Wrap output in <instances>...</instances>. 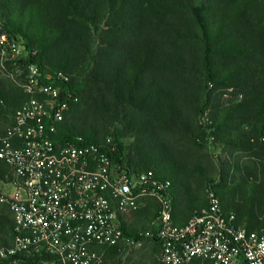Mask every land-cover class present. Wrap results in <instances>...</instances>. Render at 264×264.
<instances>
[{
  "label": "trees",
  "instance_id": "1",
  "mask_svg": "<svg viewBox=\"0 0 264 264\" xmlns=\"http://www.w3.org/2000/svg\"><path fill=\"white\" fill-rule=\"evenodd\" d=\"M257 2L264 0H210L200 7L193 0H0V34L22 42L25 59L42 70L69 77L67 87L79 99L71 104L57 140L82 136L97 141L114 135L117 161L170 183L175 222L181 225L207 201L200 203L199 190L191 189L181 149L167 139L166 145L159 141L161 128L198 143L196 117L205 97L210 130L221 145L264 149V19L250 14ZM101 8L112 12L110 29L104 49L88 62L93 56L88 40L101 22ZM79 72L82 81L75 78ZM87 83L103 89L86 93ZM210 86L233 89L241 102H215L206 90ZM24 99L25 94L13 96L0 88V107L13 109L0 126L12 123ZM126 130L142 142L137 162L123 159ZM194 171L210 180L201 166ZM8 173L0 160V181ZM242 180L224 185L237 199L233 210L250 230L264 232V184L250 175ZM223 188L215 190L220 198ZM181 197L188 201L186 208L176 209ZM156 215L155 207L152 218ZM12 228L13 221L0 215V230ZM0 264L9 263L0 259Z\"/></svg>",
  "mask_w": 264,
  "mask_h": 264
},
{
  "label": "built area",
  "instance_id": "2",
  "mask_svg": "<svg viewBox=\"0 0 264 264\" xmlns=\"http://www.w3.org/2000/svg\"><path fill=\"white\" fill-rule=\"evenodd\" d=\"M17 45L0 34L2 51ZM1 64L25 99L12 123L0 126V160L9 167L0 204L8 206L13 220L12 242L0 248V259L104 264L108 249L149 240L158 264H264V232L240 223L215 190H208L206 204L180 225L170 183L117 161L119 145L112 137L58 141L61 124L79 99L64 73L44 71L30 59H1ZM146 197L156 199L157 215L147 228L132 229L129 218Z\"/></svg>",
  "mask_w": 264,
  "mask_h": 264
},
{
  "label": "rangeland",
  "instance_id": "3",
  "mask_svg": "<svg viewBox=\"0 0 264 264\" xmlns=\"http://www.w3.org/2000/svg\"><path fill=\"white\" fill-rule=\"evenodd\" d=\"M85 1V0H83ZM90 3H93L94 0H86ZM210 0H193L196 6L200 7L203 4L208 3ZM98 13L100 14L97 17V21H101L100 24L96 27H92L91 36L88 40V44L91 46L93 56L89 59L88 62H92V59H97L98 53L104 49L103 39L106 32L109 31L108 21L112 16L110 11L99 9ZM250 14L261 17L264 19V3L257 2L250 10ZM2 14L0 11V29L2 28L1 24ZM27 52L22 44L19 42L16 50L14 48L7 49L2 51L0 49V88L4 89L7 93L13 96L23 97V89L14 82L8 72L3 68L1 64V59H25ZM83 59V58H81ZM85 59V58H84ZM88 70L92 69V66H89L88 63L85 64ZM84 73L79 72L76 74L75 78L78 81H82ZM90 83H87L85 87L83 86L86 93L91 91L100 92L103 89L102 86L91 88ZM208 93L211 97L215 98L217 103H233L241 102V98L236 94L229 92L228 90L215 89L212 86L210 88L206 87ZM264 90V87L262 88ZM85 93V95H86ZM207 99L202 98L201 113L197 120L196 117V126H198L199 140L198 143H195L187 138L176 135L175 133H166L165 128H161L158 131V139L161 143L166 145V139L168 141L174 142L176 147H179L182 151L183 157L187 161L188 176L187 181L190 184L192 190H199L200 203L207 201L208 199V190H216L218 183L223 181L226 178V173L231 167L230 161H239L243 167H251L261 176V180L264 182V173L263 166L264 164L260 163L258 158H256L251 153H246V151L231 149L223 147L217 140L216 136L210 130V123L208 121V112L209 106L207 104ZM3 113H0V124H6L11 116L13 109L11 107H0ZM244 113H249L248 108H244ZM198 121V122H197ZM127 131V130H126ZM107 137H112L116 142L115 136L109 134ZM106 138V137H105ZM104 139V138H101ZM136 132L127 131L124 133L121 138L124 143V155L123 159L128 163L130 161L137 162L139 158L143 155V150L139 149L142 142H139ZM139 147V148H138ZM195 166H201L208 173V180L205 177H201L195 170ZM253 171V170H252ZM231 173V172H230ZM234 175V172L231 173ZM200 181L203 182V186L200 187ZM204 187L206 190L204 191ZM186 197H181L175 200L176 209H185L187 205ZM150 204L154 209L156 207V199L154 197H146L143 201V205L140 210L132 217L129 218V226L132 229H145L149 226L152 218V212L145 210V207ZM0 215H4L9 220L12 221V216L9 211L8 206L0 204ZM12 242V231H7L5 229L0 230V248L9 246ZM157 249L155 244L149 240H142L136 242L132 245H125L121 252L118 253L112 259H108L106 264H153V260L156 257Z\"/></svg>",
  "mask_w": 264,
  "mask_h": 264
},
{
  "label": "crops",
  "instance_id": "4",
  "mask_svg": "<svg viewBox=\"0 0 264 264\" xmlns=\"http://www.w3.org/2000/svg\"><path fill=\"white\" fill-rule=\"evenodd\" d=\"M223 147H227V148H231V149H236V150H242V151H246V153H251L253 154L256 158H258L259 162L264 164V149L262 148H239V147H231V146H226V145H222ZM231 167L229 168V170L226 173V178L221 181L220 183H218V188H223V192L224 194L221 195V201L222 204L224 206V208L226 210H233V201H237L236 198H233L232 196H230L227 192V187H225V184H231L234 185V179H237V181H240L242 184L244 183L242 180V176L244 175H250L251 177H253L254 179H256L259 183H263L264 182L261 180V176L259 175V172L256 173V171L254 169H252L251 167L247 166V167H243L241 165V163H239V161H230ZM264 167V166H263ZM253 170V171H252ZM234 172V175H231V173ZM263 173H264V168H263ZM3 181V180H2ZM0 181V184L1 182ZM237 219L240 223L245 224L244 222H242L238 215H237ZM13 221V220H12ZM246 225V224H245ZM247 226V225H246ZM121 250H117V249H108L106 251V258H105V262L108 259H112L113 257H115L118 253H120ZM112 253H115L114 255H112ZM153 264H158L156 257L153 260ZM106 264V263H104Z\"/></svg>",
  "mask_w": 264,
  "mask_h": 264
}]
</instances>
